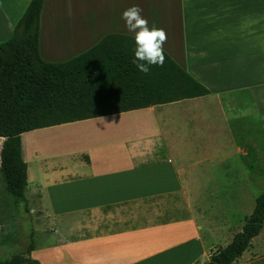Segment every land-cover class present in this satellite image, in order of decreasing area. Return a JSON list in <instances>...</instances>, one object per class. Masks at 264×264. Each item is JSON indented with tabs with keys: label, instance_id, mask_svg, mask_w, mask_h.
<instances>
[{
	"label": "crops",
	"instance_id": "crops-1",
	"mask_svg": "<svg viewBox=\"0 0 264 264\" xmlns=\"http://www.w3.org/2000/svg\"><path fill=\"white\" fill-rule=\"evenodd\" d=\"M29 2L0 0V39L12 35ZM83 3L84 26L95 27L90 46L111 32L139 37L210 93L22 133L26 221L41 240L29 256L40 264H205L242 229L258 194L240 155L255 132L252 111L264 133V0ZM131 117L160 131L141 124L124 131ZM103 123L115 132H103ZM47 130L68 133V145L39 146ZM201 133L202 144L190 142ZM225 162L235 172L226 179ZM230 264H264V222Z\"/></svg>",
	"mask_w": 264,
	"mask_h": 264
},
{
	"label": "trees",
	"instance_id": "trees-1",
	"mask_svg": "<svg viewBox=\"0 0 264 264\" xmlns=\"http://www.w3.org/2000/svg\"><path fill=\"white\" fill-rule=\"evenodd\" d=\"M44 0H30L12 35L0 43V173L5 193L24 203L27 163L21 134L30 130L203 96L210 90L164 49L139 37L111 32L62 61L40 55ZM253 149L246 148V155ZM248 167L250 163L243 156ZM264 222V190L242 229L205 264H230ZM0 264H40L29 253Z\"/></svg>",
	"mask_w": 264,
	"mask_h": 264
},
{
	"label": "rangeland",
	"instance_id": "rangeland-1",
	"mask_svg": "<svg viewBox=\"0 0 264 264\" xmlns=\"http://www.w3.org/2000/svg\"><path fill=\"white\" fill-rule=\"evenodd\" d=\"M50 0L44 7L41 13V25H40V55L44 60L47 61H62L67 58H70L82 51L87 47H90L92 42L90 40L96 39L90 35V32L95 29V27L85 28V17H84V3L83 0H58L54 6H49ZM85 34V35H84ZM93 37V38H92ZM6 39H0V43L4 42ZM255 109V108H254ZM253 115L251 118L252 125L254 128L251 144L249 143L244 147L246 151L247 147H251L253 152L251 155H240L241 162L243 166L251 176L253 181H248V185L251 186L253 193H259L264 189V133L261 132L258 127L259 117L256 116V111H252ZM140 120L138 122V120ZM124 124V131L130 127H135L133 130L136 132V126L141 124L151 129L150 131H160L158 126L154 122H150V119H139L128 118L121 122ZM121 125L117 127L120 128ZM68 128V127H60ZM54 130V129H53ZM88 130V129H87ZM86 131V130H85ZM90 131V130H89ZM102 131L111 132L114 131V123L111 124H102ZM167 131V130H166ZM65 132V131H64ZM26 133V132H25ZM48 134V137L44 138L42 141L37 142L39 146H54L56 148H62L67 146L69 138L68 133H64L65 137L63 139L59 138L57 135H53L50 130L45 131ZM42 134V131L37 133V135ZM196 135V133H194ZM27 134L22 135V142L24 139L23 147L24 150L28 147V142L26 140ZM203 133H201L200 138L191 139V143H203ZM75 139H71L73 142ZM187 142L188 139H186ZM249 140V141H250ZM243 156L247 162L250 163V167L246 165L243 161ZM231 162H225L220 167L221 178H228V174L231 177L235 172L230 171L232 167ZM226 174V175H225ZM254 205V202H253ZM24 203L22 201L15 200L12 196L10 197L5 193V184L0 173V221L2 225L0 226V242H3V245H0V259L4 260L8 257L13 256L14 254H19L28 248L30 242L33 245H39V238L36 235L29 233V226L26 221L27 217L23 211ZM67 216V215H65ZM9 218H14L17 225L15 230L11 229L12 225H15V222L8 221ZM68 222V218L65 219ZM13 223V224H12ZM46 239L51 242L54 237L53 234L45 235ZM13 239H17L14 241ZM37 243V244H35ZM26 252V250H25ZM34 253L33 255H36Z\"/></svg>",
	"mask_w": 264,
	"mask_h": 264
}]
</instances>
